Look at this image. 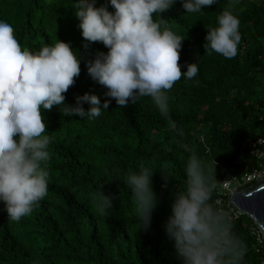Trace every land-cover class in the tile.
<instances>
[{
    "label": "trees",
    "instance_id": "trees-1",
    "mask_svg": "<svg viewBox=\"0 0 264 264\" xmlns=\"http://www.w3.org/2000/svg\"><path fill=\"white\" fill-rule=\"evenodd\" d=\"M261 138L264 0H0V264H264Z\"/></svg>",
    "mask_w": 264,
    "mask_h": 264
},
{
    "label": "built area",
    "instance_id": "built-area-1",
    "mask_svg": "<svg viewBox=\"0 0 264 264\" xmlns=\"http://www.w3.org/2000/svg\"><path fill=\"white\" fill-rule=\"evenodd\" d=\"M251 152L258 166L254 170L245 173L240 178L230 172H226L220 185L216 189L217 198L215 205L221 214L227 213L231 220H237L242 216L232 204L231 197L233 193L264 180V138H261L252 144ZM255 234L258 241L262 243L264 239L260 231L255 232ZM228 240L229 238L226 232H222L215 237L204 264H220L225 257ZM202 257V252L197 250L196 258L201 260Z\"/></svg>",
    "mask_w": 264,
    "mask_h": 264
},
{
    "label": "water",
    "instance_id": "water-1",
    "mask_svg": "<svg viewBox=\"0 0 264 264\" xmlns=\"http://www.w3.org/2000/svg\"><path fill=\"white\" fill-rule=\"evenodd\" d=\"M231 200L239 214L255 222L264 239V180L234 192Z\"/></svg>",
    "mask_w": 264,
    "mask_h": 264
}]
</instances>
